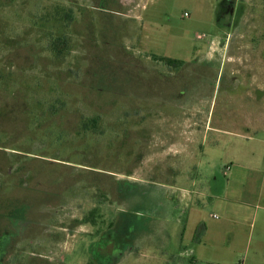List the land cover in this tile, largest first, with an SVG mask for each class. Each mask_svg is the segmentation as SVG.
I'll list each match as a JSON object with an SVG mask.
<instances>
[{
	"label": "rangeland",
	"instance_id": "obj_1",
	"mask_svg": "<svg viewBox=\"0 0 264 264\" xmlns=\"http://www.w3.org/2000/svg\"><path fill=\"white\" fill-rule=\"evenodd\" d=\"M253 72L264 0H0V264H264Z\"/></svg>",
	"mask_w": 264,
	"mask_h": 264
},
{
	"label": "crops",
	"instance_id": "obj_2",
	"mask_svg": "<svg viewBox=\"0 0 264 264\" xmlns=\"http://www.w3.org/2000/svg\"><path fill=\"white\" fill-rule=\"evenodd\" d=\"M231 49V48H230ZM232 52V51H231ZM227 54H228V51H227ZM230 69H231V66H230ZM232 71V70H231ZM233 72V71H232ZM250 81H252L253 82V84H255V86H256V88L257 89H259V90H263L264 88H262V85H261V82L262 81H264V78H261V77H257V75L253 72L252 73V75H251V77H250ZM190 111H193V113L195 114L197 111L196 110H194V109H192V110H190ZM175 118H177V127L178 128H189L190 129V131L191 130H193V134H192V131L190 132L191 134H190V138L189 139H192V135L194 136V137H196L197 136V129L199 128V124H198V122L197 121H192L191 122V120H189V122H187V121H184L185 119L182 117V114H180V116H178L177 115V117H175ZM184 119V120H183ZM203 127L205 128V129H215V130H219L220 131V128L219 127H212V126H210V124H209V122H208V119H205V121L203 122ZM247 128H250V127H248L247 126ZM196 130V131H195ZM222 131V130H221ZM227 170H229L230 171V168L229 167H227ZM249 170V168L248 167H244V169H243V173H241V174H247V173H249V172H247ZM256 173H258V172H256ZM239 173H233V171L231 172V175L232 176H237ZM235 192H237L238 194H240L241 195V193L240 192H238L237 190H235L234 188H231L230 187V181H228V183H227V186H226V189H225V191H224V195H223V199H225V200H228V201H234V202H239V204L238 205H241V204H243V203H241V199H240V195L239 196H236L235 197ZM232 205H235V204H232ZM205 227V226H204ZM110 264H114V262H111Z\"/></svg>",
	"mask_w": 264,
	"mask_h": 264
},
{
	"label": "trees",
	"instance_id": "obj_3",
	"mask_svg": "<svg viewBox=\"0 0 264 264\" xmlns=\"http://www.w3.org/2000/svg\"><path fill=\"white\" fill-rule=\"evenodd\" d=\"M167 60H168V63L171 64V65H174L176 62L182 63V61H178V60L172 59V58H168ZM50 105H53V104H50ZM91 121H94V119H92ZM91 126H92V124H91ZM93 126H95V125H93ZM83 127L88 128L86 126V123L83 124Z\"/></svg>",
	"mask_w": 264,
	"mask_h": 264
},
{
	"label": "built area",
	"instance_id": "obj_4",
	"mask_svg": "<svg viewBox=\"0 0 264 264\" xmlns=\"http://www.w3.org/2000/svg\"><path fill=\"white\" fill-rule=\"evenodd\" d=\"M185 15H187V13H185ZM239 264H242V263H239Z\"/></svg>",
	"mask_w": 264,
	"mask_h": 264
}]
</instances>
